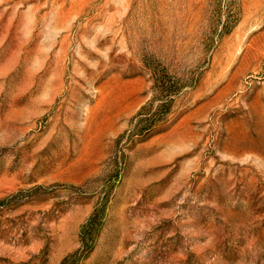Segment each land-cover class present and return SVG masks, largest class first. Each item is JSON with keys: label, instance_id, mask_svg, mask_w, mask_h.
Here are the masks:
<instances>
[{"label": "rangeland", "instance_id": "obj_1", "mask_svg": "<svg viewBox=\"0 0 264 264\" xmlns=\"http://www.w3.org/2000/svg\"><path fill=\"white\" fill-rule=\"evenodd\" d=\"M0 264H264V0H0Z\"/></svg>", "mask_w": 264, "mask_h": 264}, {"label": "trees", "instance_id": "obj_2", "mask_svg": "<svg viewBox=\"0 0 264 264\" xmlns=\"http://www.w3.org/2000/svg\"><path fill=\"white\" fill-rule=\"evenodd\" d=\"M169 92H170V88L166 86H164L160 91V93L163 95H167ZM153 103H154L153 101L149 102L147 105L141 108L139 114L137 115L139 124H142V127H140V129L137 131L139 134H145L146 136H151L157 133L159 131V128L167 122V118L172 104L171 99L169 100L168 98L162 100L156 107H153L154 105ZM96 217L98 216L96 215L93 216L92 220L94 221ZM98 224L99 223L94 222L92 228L93 229L99 228Z\"/></svg>", "mask_w": 264, "mask_h": 264}]
</instances>
